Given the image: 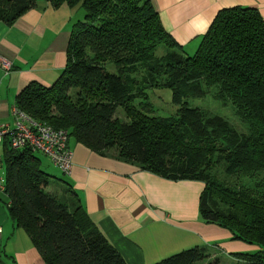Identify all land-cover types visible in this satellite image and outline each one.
Instances as JSON below:
<instances>
[{"label": "trees", "instance_id": "obj_1", "mask_svg": "<svg viewBox=\"0 0 264 264\" xmlns=\"http://www.w3.org/2000/svg\"><path fill=\"white\" fill-rule=\"evenodd\" d=\"M39 1L79 7L85 16L71 27L57 79L48 87L26 85L15 109L139 170L203 183L199 218L258 247L229 254L235 264H264V22L257 9L219 10L189 55L163 29L151 0H0V23L11 25ZM160 46L166 52L157 56ZM211 87L215 99L233 106L246 132L187 105ZM160 88L171 91L174 116L145 113L147 90ZM119 108L125 120L116 117ZM0 154L9 218L45 264H126L70 183L44 172L35 151L13 150L4 138ZM210 248L216 250L187 248L155 264H220Z\"/></svg>", "mask_w": 264, "mask_h": 264}, {"label": "crops", "instance_id": "obj_2", "mask_svg": "<svg viewBox=\"0 0 264 264\" xmlns=\"http://www.w3.org/2000/svg\"><path fill=\"white\" fill-rule=\"evenodd\" d=\"M151 3L163 29L187 53L195 52L201 36L223 8H255L264 22V0ZM84 16L79 7L62 4L53 8L39 1L11 25L0 23V124L13 129L15 98L22 88L33 82L48 87L57 79L65 66L71 27ZM68 145L73 166L65 177L87 215L126 264H155L181 250L207 244L233 261L229 254L258 250L232 240L227 230L199 218L203 183L162 178L112 154L94 152L74 139ZM3 195L0 264H45L29 237L10 220Z\"/></svg>", "mask_w": 264, "mask_h": 264}, {"label": "built area", "instance_id": "obj_3", "mask_svg": "<svg viewBox=\"0 0 264 264\" xmlns=\"http://www.w3.org/2000/svg\"><path fill=\"white\" fill-rule=\"evenodd\" d=\"M8 67L9 64L5 63V68ZM13 115V129L0 124V146L4 138H8L13 150L28 147L32 151L40 152L54 167L60 169L64 175H68L73 166L72 152L68 145V131L32 121L16 109ZM2 171L0 155V195L5 193V176Z\"/></svg>", "mask_w": 264, "mask_h": 264}, {"label": "rangeland", "instance_id": "obj_4", "mask_svg": "<svg viewBox=\"0 0 264 264\" xmlns=\"http://www.w3.org/2000/svg\"><path fill=\"white\" fill-rule=\"evenodd\" d=\"M166 52V48L160 46L157 51V56H162ZM194 53V52H193ZM193 53L188 52L187 54L192 55ZM112 68V67H111ZM210 92L203 98L198 99H187V105L193 108H199L208 112L211 115H217L224 119H226L237 131L246 132V125L240 122L238 117L234 113V108L230 103L223 104L219 100L215 99L212 95V91L214 87L210 88ZM147 95L149 96L148 102L150 103V110H145L144 112L149 116L155 117H171L176 114L178 106L173 104L171 101V91L168 89H148ZM135 105L138 104V101L134 102ZM116 117L120 120H125L122 110L119 108L116 111ZM1 153V149H0ZM35 154L40 159L41 169L47 174L62 178L64 181L68 182V178H66L62 171L56 167H54L48 158L44 156L40 152H35ZM57 188L62 189L63 183L57 182ZM47 190H51L50 187ZM211 249V252L217 253V256L220 258V264H235V262L228 257V254L225 255L218 248ZM207 261H200L197 264H206Z\"/></svg>", "mask_w": 264, "mask_h": 264}]
</instances>
